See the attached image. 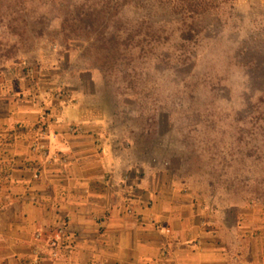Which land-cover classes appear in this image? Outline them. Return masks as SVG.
I'll list each match as a JSON object with an SVG mask.
<instances>
[{
	"label": "rangeland",
	"instance_id": "374dc122",
	"mask_svg": "<svg viewBox=\"0 0 264 264\" xmlns=\"http://www.w3.org/2000/svg\"><path fill=\"white\" fill-rule=\"evenodd\" d=\"M25 178L72 202L13 252L2 211L0 264H68L47 242L90 192L138 264H189L197 239L200 264H264V0H0V191Z\"/></svg>",
	"mask_w": 264,
	"mask_h": 264
},
{
	"label": "crops",
	"instance_id": "0c3cea01",
	"mask_svg": "<svg viewBox=\"0 0 264 264\" xmlns=\"http://www.w3.org/2000/svg\"><path fill=\"white\" fill-rule=\"evenodd\" d=\"M79 170L84 171V169ZM47 173L48 169L42 171L44 175H47ZM9 183V189L3 188L0 191L1 205H6L0 210V219L2 217V211L7 210V212H9L11 210L12 221L15 219L21 222V228H18L20 231L16 228L11 229V231L15 230L11 233L10 237V241L14 244V247H12L13 252L23 247L30 248L34 242V232L39 225L44 221L48 224L49 222H55L56 218L58 219L54 211L48 212L47 205L50 203L56 205L60 199L66 202H72V199H68L70 197L68 194H66L67 198L62 194L60 195L59 186L56 184L54 186L49 185L48 187L49 183L40 182L39 185H34L28 178L21 179L20 181L13 180ZM50 184L54 183L51 182ZM46 187L49 189L51 188V194L40 193L41 190L46 189ZM73 196L75 197V195ZM88 196L89 197L84 200V202L77 201V204H79L78 212L69 210V213H67L70 216V228L72 230V234L68 235L69 239L72 240L74 238L75 240L74 242L72 241V247H75V250L71 252L66 262L68 264H81L82 260L86 258V260L91 262L90 264H109L110 261L114 260L121 262L119 258L122 254L127 253L131 255L129 262H131V264H138L139 252H137V250L139 245L138 242L135 241L137 235L134 229L122 227L123 222L120 221L119 213L114 204L111 203V200L108 201V197L106 198L105 195L95 196L98 199L95 200L96 202H91L94 196L91 197V192ZM82 203L86 204V206ZM97 204H100V207ZM103 205H105L106 208L102 210V208H104L102 207ZM79 209H81V211ZM106 213H110L112 216L106 218ZM15 225L19 224H14V222L11 223L12 227ZM168 232L171 234L172 230L169 229ZM208 234V232H203L201 237L204 238V236ZM8 239L9 235L0 232V253H8V249H3L4 247L6 248V244L9 242ZM170 246H172V244ZM172 250L173 249L166 250L171 254L169 258L170 261L172 259L176 264H180L181 259L177 258L180 248L176 251V256H172ZM114 251L118 254L113 255ZM183 252L189 255L191 259L189 264H200L201 261L206 258L205 254L207 253V248L203 246L202 240L197 239V242L192 243V246H189ZM183 252L181 251L180 254L183 255ZM170 261H168L167 264H171Z\"/></svg>",
	"mask_w": 264,
	"mask_h": 264
},
{
	"label": "built area",
	"instance_id": "2783aa9c",
	"mask_svg": "<svg viewBox=\"0 0 264 264\" xmlns=\"http://www.w3.org/2000/svg\"><path fill=\"white\" fill-rule=\"evenodd\" d=\"M44 237L43 233H39L37 235V241L41 242ZM69 239L68 232L65 227H61L56 234L52 237L50 241L47 242V255L50 260H60L65 248L67 250L72 249V244L70 246L66 245V240ZM20 264H26L25 262H21Z\"/></svg>",
	"mask_w": 264,
	"mask_h": 264
},
{
	"label": "trees",
	"instance_id": "16d2710c",
	"mask_svg": "<svg viewBox=\"0 0 264 264\" xmlns=\"http://www.w3.org/2000/svg\"><path fill=\"white\" fill-rule=\"evenodd\" d=\"M111 21V18L109 17L108 19H107V22H110Z\"/></svg>",
	"mask_w": 264,
	"mask_h": 264
}]
</instances>
